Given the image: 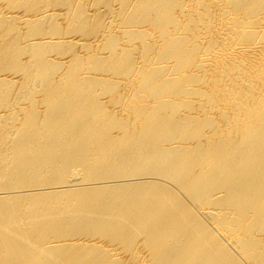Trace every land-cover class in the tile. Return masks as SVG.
I'll return each instance as SVG.
<instances>
[{
	"label": "bare ground",
	"instance_id": "obj_1",
	"mask_svg": "<svg viewBox=\"0 0 264 264\" xmlns=\"http://www.w3.org/2000/svg\"><path fill=\"white\" fill-rule=\"evenodd\" d=\"M0 264H264V0H0Z\"/></svg>",
	"mask_w": 264,
	"mask_h": 264
}]
</instances>
